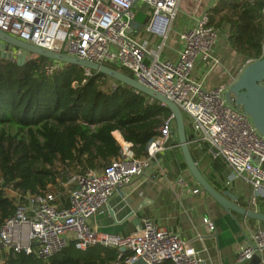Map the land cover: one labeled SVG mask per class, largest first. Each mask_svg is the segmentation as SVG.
<instances>
[{
    "label": "built area",
    "instance_id": "2783aa9c",
    "mask_svg": "<svg viewBox=\"0 0 264 264\" xmlns=\"http://www.w3.org/2000/svg\"><path fill=\"white\" fill-rule=\"evenodd\" d=\"M181 1L0 0V31L42 49L129 70L140 84L178 106L192 131L190 144L213 159L227 162L232 170L227 185L247 176L254 192L251 204L257 206L264 199V136L248 114L227 100L235 79L231 84L206 89L192 76L198 60L208 65V73L221 65L215 53L219 34L210 24V14L195 16V27L179 33L184 47L175 63L152 55L131 38L136 5L148 7L147 30L167 40ZM22 53L12 50L14 57ZM85 70L86 76H92L91 70ZM174 126L171 114L149 146L151 156L166 149ZM150 163V157L136 158L132 149L125 147L102 172L90 170L68 179L64 184L69 188L68 207H59L51 193L27 194L0 228V247L7 254L34 253L39 258H51L70 245L81 252L104 247L118 252L114 264L138 260L146 264H205L180 234L160 228L151 219H144L139 231L125 236L100 233L91 227L90 219L117 192L143 175ZM13 196L21 199L18 193ZM205 222L214 228L209 219ZM263 251L264 228L260 227L240 248L238 262L251 261Z\"/></svg>",
    "mask_w": 264,
    "mask_h": 264
},
{
    "label": "trees",
    "instance_id": "16d2710c",
    "mask_svg": "<svg viewBox=\"0 0 264 264\" xmlns=\"http://www.w3.org/2000/svg\"><path fill=\"white\" fill-rule=\"evenodd\" d=\"M215 21L237 61L263 58L264 0H219L210 11V24ZM107 66L134 78L127 69ZM170 116L161 103L105 75L92 71L88 77L83 68L44 57L27 58L23 65L0 58V228L27 194L51 193L58 200L68 194L64 184L71 176L102 172L118 159L122 147L115 131L132 144L136 158L147 157ZM117 255L115 249L81 252L70 245L51 258H39L7 254L0 247L1 264H110Z\"/></svg>",
    "mask_w": 264,
    "mask_h": 264
},
{
    "label": "crops",
    "instance_id": "0c3cea01",
    "mask_svg": "<svg viewBox=\"0 0 264 264\" xmlns=\"http://www.w3.org/2000/svg\"><path fill=\"white\" fill-rule=\"evenodd\" d=\"M218 2L219 0H182L178 16L183 17L179 20L178 33L194 28L195 16L200 17L205 12L210 14ZM134 10L136 22L131 35L140 29L141 22L146 18L148 7L138 4ZM147 32L153 39L155 38L153 37L155 35L148 30ZM154 50L155 52H152L149 49L152 55H159L161 60L171 59L170 56H165L166 58L163 59V50L160 52L159 47ZM182 50L183 47L178 49L175 61L178 60ZM223 51L224 48L221 46L219 48L217 44L215 53L221 65L210 73L207 70L208 65L203 61L198 60L196 63L192 76L195 80L203 82L206 89L217 88L234 81V74L228 71L229 67H233V60L230 56H225ZM214 75V82L208 84L207 78ZM221 77L227 79L225 83L219 82L224 80ZM116 134L120 136L123 143ZM113 136L122 147V151L125 147L132 148V144L124 140L120 131H115ZM192 136L190 129L187 134L188 143ZM190 146L196 164L214 188L220 193L228 191L236 196L238 205L264 213V206H261L263 199L258 201L257 206L251 204L254 192L251 183L246 179L247 176L240 177L227 185V178L232 174L227 162L223 159H213L206 155L204 150L189 143ZM148 153L150 167L143 175L135 178L129 186L117 192L108 204L90 219L91 227L100 233L125 236L139 231L144 219H151L160 228L180 234L182 239L197 251L205 264H251L250 261L238 262V252L255 230L264 228V223L225 211L201 189L184 161L176 126L164 151L155 156H151L149 150ZM196 190L198 192L195 193ZM66 191L68 193L69 189L66 188ZM10 193L14 195L13 192L10 191ZM57 204L59 207H68L69 193L60 194ZM206 219L212 222L214 228L205 222ZM259 256L264 259V251L260 252ZM115 262L116 260H112L110 264Z\"/></svg>",
    "mask_w": 264,
    "mask_h": 264
},
{
    "label": "water",
    "instance_id": "95a60500",
    "mask_svg": "<svg viewBox=\"0 0 264 264\" xmlns=\"http://www.w3.org/2000/svg\"><path fill=\"white\" fill-rule=\"evenodd\" d=\"M12 47L17 48L23 53L14 57L12 54ZM29 54L44 57L66 65H74L105 75L167 107L175 119L176 131L184 161L190 174L199 184L201 189L214 199L225 211L264 223V213L238 205L236 203V196L228 191L220 193L205 178L196 164L189 147L185 117L178 106L170 99L143 86L123 71L111 68L107 65L81 60L63 53L42 49L0 31V58L10 60L16 59L18 65H23ZM226 96L229 102H232L239 109L242 108V110L251 117L258 132L264 136V57L260 60L253 61L242 71ZM263 261L264 259L257 254L252 258L250 263L262 264ZM135 263L146 264L143 260H138Z\"/></svg>",
    "mask_w": 264,
    "mask_h": 264
},
{
    "label": "rangeland",
    "instance_id": "374dc122",
    "mask_svg": "<svg viewBox=\"0 0 264 264\" xmlns=\"http://www.w3.org/2000/svg\"><path fill=\"white\" fill-rule=\"evenodd\" d=\"M183 16H178V18L176 19V21L173 24V29H171V32L169 34V37L167 40L155 35L153 37H155L154 39L152 38V36L147 32V26L149 24L150 21V17L146 16V18L144 19V21L141 22V27L139 30H137V33L132 34L131 38L134 39L135 41H138L140 43H142L148 50L150 49L152 52H155L154 49H157L159 47V49L161 47H163V55L162 58H166L165 56H170L169 59L171 62L175 63L177 61H179V58L177 61H175V59L177 58V51L178 49H180V47H184V42L180 39L179 37V20H181ZM213 26L215 28H217V21H215L213 23ZM224 35L223 31H221V35ZM136 38H135V37ZM220 36V35H219ZM226 38L223 37H219L218 40V47L220 48L223 47L224 48V55L225 56H230L231 60L233 59L234 64L233 67H229L228 71L233 75L234 74V79L237 80L240 76V74L242 73V71L249 65V60L248 61H237L234 57V55H232V52L228 51V47L225 44V40ZM226 46V49H225ZM13 50H17V48L12 47ZM38 56L35 55H28V58H36ZM237 58V57H236ZM175 61V62H174ZM232 61V62H233ZM228 65V64H227ZM229 66V65H228ZM236 69V70H235ZM225 74V73H224ZM226 76V74H225ZM224 80H220L219 82L221 83H225L226 82V78L225 77H221ZM215 79V75L213 77H208L207 78V83L210 84L211 82H214ZM239 110H242V108H240ZM243 111V110H242ZM10 193V192H9ZM11 194V193H10Z\"/></svg>",
    "mask_w": 264,
    "mask_h": 264
},
{
    "label": "flooded vegetation",
    "instance_id": "af4514ba",
    "mask_svg": "<svg viewBox=\"0 0 264 264\" xmlns=\"http://www.w3.org/2000/svg\"><path fill=\"white\" fill-rule=\"evenodd\" d=\"M264 57V56H263Z\"/></svg>",
    "mask_w": 264,
    "mask_h": 264
}]
</instances>
